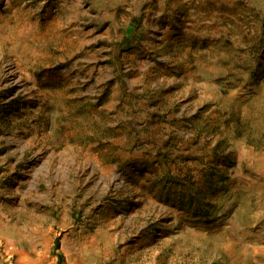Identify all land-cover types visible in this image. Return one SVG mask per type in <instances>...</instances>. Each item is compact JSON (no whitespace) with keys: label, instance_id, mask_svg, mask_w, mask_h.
<instances>
[{"label":"rangeland","instance_id":"obj_1","mask_svg":"<svg viewBox=\"0 0 264 264\" xmlns=\"http://www.w3.org/2000/svg\"><path fill=\"white\" fill-rule=\"evenodd\" d=\"M56 252L264 264V0H0V264Z\"/></svg>","mask_w":264,"mask_h":264},{"label":"trees","instance_id":"obj_2","mask_svg":"<svg viewBox=\"0 0 264 264\" xmlns=\"http://www.w3.org/2000/svg\"><path fill=\"white\" fill-rule=\"evenodd\" d=\"M214 157V162L217 161L216 164H214L212 167L209 168V170L204 174L202 180L204 179V184L207 185V190H202V188L197 189V196L196 197H191L188 199L184 194H180L178 203L183 206L185 204H188L189 208L188 210H194L196 216H200L201 212L198 210V205L199 204H204V205H209L210 203L208 202H203L202 203V191L209 192L214 190L216 187H218V183L226 181L228 179V175H226V170L234 164V155L233 151L229 149V146L227 144V138H220L217 140L216 144L212 146L211 151H210ZM60 247V241H56V246L54 247L55 249L58 250ZM58 259H59V264L62 263L63 261V255L61 252H56Z\"/></svg>","mask_w":264,"mask_h":264}]
</instances>
